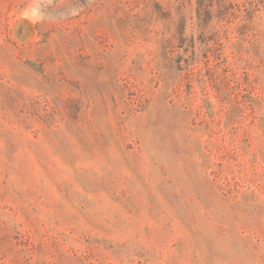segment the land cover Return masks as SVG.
<instances>
[{"label":"rangeland","instance_id":"rangeland-1","mask_svg":"<svg viewBox=\"0 0 264 264\" xmlns=\"http://www.w3.org/2000/svg\"><path fill=\"white\" fill-rule=\"evenodd\" d=\"M0 264H264V0H0Z\"/></svg>","mask_w":264,"mask_h":264}]
</instances>
